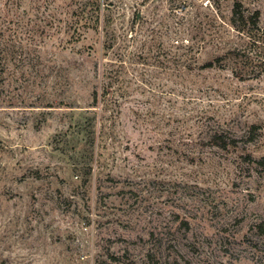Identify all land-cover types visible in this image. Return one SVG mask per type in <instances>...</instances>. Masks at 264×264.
Segmentation results:
<instances>
[{"label": "rangeland", "instance_id": "374dc122", "mask_svg": "<svg viewBox=\"0 0 264 264\" xmlns=\"http://www.w3.org/2000/svg\"><path fill=\"white\" fill-rule=\"evenodd\" d=\"M176 263L264 264V0H0V264Z\"/></svg>", "mask_w": 264, "mask_h": 264}, {"label": "trees", "instance_id": "16d2710c", "mask_svg": "<svg viewBox=\"0 0 264 264\" xmlns=\"http://www.w3.org/2000/svg\"><path fill=\"white\" fill-rule=\"evenodd\" d=\"M90 4V3H89ZM84 8L87 9V3L83 4ZM243 5L241 2L236 1L232 10V18L230 21H224L225 32L230 34L231 32H236L238 36H242L248 38L252 44H258L260 42L259 33L255 32V28H257V24L260 18V12L256 11L255 13L248 14L242 10ZM104 14H100L96 16V24H100L104 22ZM227 41V40H226ZM225 41V42H226ZM227 43V42H226ZM231 47L228 49L225 55L218 57L217 60L227 59L230 60L231 63H235L234 61L238 58V53L236 50L239 48L240 43H236L235 40L231 39L228 43ZM238 48V49H237ZM207 68L214 67L213 62H209L205 65ZM258 70V69H257ZM255 67H253L252 72L256 73ZM178 264V263H176Z\"/></svg>", "mask_w": 264, "mask_h": 264}]
</instances>
